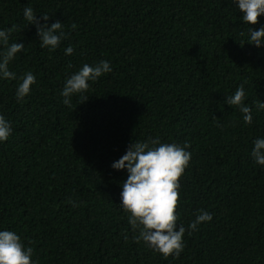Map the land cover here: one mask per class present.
Here are the masks:
<instances>
[{
  "label": "trees",
  "instance_id": "trees-1",
  "mask_svg": "<svg viewBox=\"0 0 264 264\" xmlns=\"http://www.w3.org/2000/svg\"><path fill=\"white\" fill-rule=\"evenodd\" d=\"M28 7L41 24L45 13L49 26L62 22L57 48H41ZM242 16L236 0H0V30L15 25L9 44H25L9 62L17 78H0V114L12 129L0 141V231L32 247L35 264H264V165L251 154L264 138L255 107L264 44L247 42L264 14L256 24ZM102 60L112 71L65 105L66 79ZM28 71L36 83L18 102ZM241 83L251 124L226 103ZM149 138L190 144L178 258L137 243L121 205L128 172L112 165ZM199 210L213 218L192 231Z\"/></svg>",
  "mask_w": 264,
  "mask_h": 264
},
{
  "label": "clouds",
  "instance_id": "clouds-1",
  "mask_svg": "<svg viewBox=\"0 0 264 264\" xmlns=\"http://www.w3.org/2000/svg\"><path fill=\"white\" fill-rule=\"evenodd\" d=\"M236 2L243 13L242 19L247 24L258 23V18L264 14V0H236ZM24 17L29 23L36 25L41 48L55 49L66 37L62 22L57 20L49 26L47 24L49 15L46 13L42 16L43 24L31 7L24 9ZM15 30V25L0 30V46L4 48L0 51V78L9 80L17 78L16 73L9 70V62L25 48L23 43L9 44L10 35ZM247 42L261 47L264 44V27L259 30L250 28V39ZM73 51L70 45L65 53L70 55ZM68 67H72L71 63ZM111 71L110 62L107 60H102L94 66L85 63L79 71L66 79L61 92V96L64 97L63 103L71 106L70 97L73 94L86 92L90 87L89 81H95ZM20 79L22 82L16 89L18 102L30 93L31 86L36 83V76L31 71L24 73ZM244 83L240 84L234 95L227 97L226 103L238 106L244 114V122L251 124L252 107L245 104ZM87 99L88 97L84 98L82 102ZM255 107L258 111L264 110V101H256ZM11 131L10 123L0 114V141H6ZM253 143L251 154L256 163L264 165V138H257ZM189 147L188 143L183 146L177 143H161L158 138H149L143 142L135 140L129 145L126 153L112 165L118 170L126 168L128 172L120 196L124 211L130 214L128 223L134 232L139 230V234L133 239L137 243L142 240L165 258L171 255L178 258L185 246L183 237L186 228L183 224L177 226L179 220L177 209L180 204V178L191 159V153L186 150ZM212 218L211 213L199 210L196 219L188 228L192 231L198 230L199 224L211 221ZM33 255V248L25 247L21 237L14 231H0V264H35L32 260Z\"/></svg>",
  "mask_w": 264,
  "mask_h": 264
}]
</instances>
